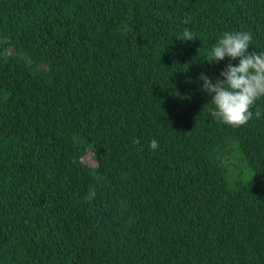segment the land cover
Returning a JSON list of instances; mask_svg holds the SVG:
<instances>
[{
  "label": "trees",
  "instance_id": "trees-1",
  "mask_svg": "<svg viewBox=\"0 0 264 264\" xmlns=\"http://www.w3.org/2000/svg\"><path fill=\"white\" fill-rule=\"evenodd\" d=\"M226 31L264 51V0H0V264H264V98L233 128L199 79Z\"/></svg>",
  "mask_w": 264,
  "mask_h": 264
},
{
  "label": "clouds",
  "instance_id": "clouds-1",
  "mask_svg": "<svg viewBox=\"0 0 264 264\" xmlns=\"http://www.w3.org/2000/svg\"><path fill=\"white\" fill-rule=\"evenodd\" d=\"M180 40L194 41L195 34L185 28ZM252 34L250 32H224L207 54L209 65H218L226 59L238 61L228 63L220 73L221 78L215 80L201 74V90L209 96L213 105L211 116L219 123L233 128L246 126L251 120L260 118L259 108L253 109L261 98H264V51L249 53ZM153 137V135H151ZM139 144L138 139L133 140ZM153 151L158 149V141L149 143ZM96 195V189L90 187L86 199L91 200Z\"/></svg>",
  "mask_w": 264,
  "mask_h": 264
},
{
  "label": "rangeland",
  "instance_id": "rangeland-1",
  "mask_svg": "<svg viewBox=\"0 0 264 264\" xmlns=\"http://www.w3.org/2000/svg\"><path fill=\"white\" fill-rule=\"evenodd\" d=\"M83 161L87 165H90V166L94 165V161L89 156L88 157L85 156L83 158ZM240 169H241V173L235 180L240 179V180L246 181L247 179H249L251 177V171L245 165L241 164Z\"/></svg>",
  "mask_w": 264,
  "mask_h": 264
}]
</instances>
